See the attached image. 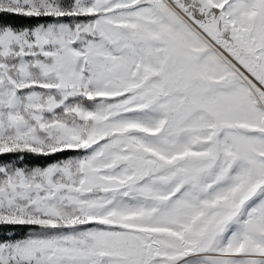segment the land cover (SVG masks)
Segmentation results:
<instances>
[{
    "label": "rangeland",
    "instance_id": "374dc122",
    "mask_svg": "<svg viewBox=\"0 0 264 264\" xmlns=\"http://www.w3.org/2000/svg\"><path fill=\"white\" fill-rule=\"evenodd\" d=\"M207 1L223 37L183 0H0L50 15L0 25V151L77 149L0 163L33 224L0 264H264V0Z\"/></svg>",
    "mask_w": 264,
    "mask_h": 264
},
{
    "label": "trees",
    "instance_id": "16d2710c",
    "mask_svg": "<svg viewBox=\"0 0 264 264\" xmlns=\"http://www.w3.org/2000/svg\"><path fill=\"white\" fill-rule=\"evenodd\" d=\"M184 5L193 9L203 20L206 26L220 28L221 37L226 34L228 25L219 20L217 6L210 4L207 0H183ZM194 2V3H193ZM210 9L213 14L209 13ZM47 13L25 12L10 8H0V25L10 24L16 28L35 26L41 22L49 20ZM210 30L212 31V29ZM213 32V31H212ZM223 40V38H222ZM229 42V40H228ZM227 44V42H226ZM77 151L73 147H62L50 152H39L27 147L8 149L0 151V163L12 162L28 166H41L59 158L70 156ZM32 223L8 222L0 224V238L16 237L25 235L29 231Z\"/></svg>",
    "mask_w": 264,
    "mask_h": 264
},
{
    "label": "flooded vegetation",
    "instance_id": "af4514ba",
    "mask_svg": "<svg viewBox=\"0 0 264 264\" xmlns=\"http://www.w3.org/2000/svg\"><path fill=\"white\" fill-rule=\"evenodd\" d=\"M194 3V2H193Z\"/></svg>",
    "mask_w": 264,
    "mask_h": 264
}]
</instances>
